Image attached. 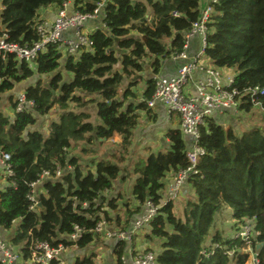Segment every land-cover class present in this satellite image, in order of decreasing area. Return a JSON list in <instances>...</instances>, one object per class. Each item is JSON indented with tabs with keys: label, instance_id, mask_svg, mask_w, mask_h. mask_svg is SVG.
I'll return each instance as SVG.
<instances>
[{
	"label": "trees",
	"instance_id": "obj_1",
	"mask_svg": "<svg viewBox=\"0 0 264 264\" xmlns=\"http://www.w3.org/2000/svg\"><path fill=\"white\" fill-rule=\"evenodd\" d=\"M69 1L0 0V39L33 45L40 39V9L56 6L60 10ZM201 1L73 0L75 11L93 12L100 7L104 26L89 33L92 45L82 46L78 53H64L59 43H50L33 67L14 54L0 55V95L34 80L23 89L34 102L33 108L14 115L0 108V149L11 155L13 169L7 177L9 184L0 190V226H15L10 243L25 257H29L32 241L71 245L68 236L75 226L90 230L103 218L110 225L114 220L123 225L121 216L111 212L116 209V198L104 196L122 173L135 175L132 195L140 204L134 210L127 204L126 211L137 213L147 200L161 203L169 173L191 165L188 142L177 127H169L163 147L141 155L131 170L118 160L128 158L140 111L150 112L147 100L155 91V78L142 75L146 61L151 59L153 72L158 73L164 59L184 51L186 34L200 16ZM211 4L214 11L208 22L205 54L214 66L234 69V85L241 91L264 90V0H216ZM142 83L145 88L140 93ZM257 99L264 104V94ZM9 102L15 109L12 93ZM56 106L62 112L50 121L48 130L36 126L39 117ZM253 106L245 96L240 110ZM90 107H95L99 123L90 120ZM116 136L124 152L113 155L117 162L104 157L93 169L85 170L72 154L79 140ZM199 143L205 152L188 180L195 188V199L188 201L182 216L176 214L172 200L159 206L149 225L147 236L162 240V250L155 252L159 264H248L250 253L242 250L241 239L216 231L208 241L215 214L224 206L232 208L237 222L256 220L259 234L252 247L264 264V126L255 125L239 135L233 127L208 117ZM57 169L62 175L44 182L46 192L39 194L40 205L31 209V184L43 171L55 174ZM106 202L108 209L102 210ZM99 236L86 232L77 246L84 248ZM259 243L262 246L257 249ZM125 249V241L114 246L119 264ZM92 262L85 257L77 264Z\"/></svg>",
	"mask_w": 264,
	"mask_h": 264
},
{
	"label": "built area",
	"instance_id": "obj_2",
	"mask_svg": "<svg viewBox=\"0 0 264 264\" xmlns=\"http://www.w3.org/2000/svg\"><path fill=\"white\" fill-rule=\"evenodd\" d=\"M210 2L201 10L199 18L193 23L192 29L186 34V44L184 51L175 55V58H183L187 60L179 68L178 74L174 77L156 76L155 91L153 96L147 100L149 107L155 105L156 102L162 103L169 114H175L181 122V130L187 137L188 157L191 165L184 170L174 174L173 183L169 185L168 198L165 202L155 204L152 200H147L143 205V213L134 223L133 229L116 230L110 227L106 219L98 221L95 228L87 230L79 226L74 227V232L69 234L71 245L52 246L47 241H32L29 249V257H25L19 248L11 246L0 235V264H63L62 253L69 247H77V241L86 232H95L105 234L108 238L115 237L119 240H132L135 232L141 231L150 225L151 221L156 217L159 206L166 204L168 201L177 197L181 187L189 180V176L196 172L195 166L204 154V148L200 145L201 127L205 124L208 117H214L216 113H222L226 110H234L238 112L243 98L246 96L249 101L257 106L264 115V104L257 99L258 95L264 94V90L259 87H250L244 91L238 89L235 84V73L229 71V68H220L217 66H201L198 67V57L190 59L185 51L189 39L194 34L201 37L200 55L205 54V46L207 42L208 22L213 13L212 2ZM68 2L65 6L58 10L54 21H42L38 24L37 29L40 39L33 45H20L0 39V55L6 58L8 54H14L18 59L25 60L34 66V62L40 52L47 49L48 44L59 43V47L66 51L64 53H76L82 46L92 45L89 34L82 31V27L86 22L97 19L101 16L100 7L93 12H68ZM72 29L75 33L74 38H64V33ZM200 68L206 72L205 78L194 79V70ZM193 81V89L189 90V84ZM34 102L28 100L25 94L19 93L16 100V112H23L26 108H33ZM11 155L6 154L0 149V165L6 172L7 177L13 175V169L9 158ZM71 170L72 166H68ZM63 171L57 169L55 174L49 170H45L39 179L33 182L31 194L28 200L31 202L30 208L36 209L39 205L40 187L47 179L57 178L61 176ZM86 205V204H84ZM105 208L103 207L102 210ZM259 231L255 224L249 223V219L238 224L232 239H241L244 242L243 251L252 255L253 263L260 264L258 253L253 250L252 244L256 240ZM252 249V251H250ZM230 254L233 251H229ZM121 264H159L157 255L154 251H142L133 255L131 261L123 258Z\"/></svg>",
	"mask_w": 264,
	"mask_h": 264
},
{
	"label": "rangeland",
	"instance_id": "obj_3",
	"mask_svg": "<svg viewBox=\"0 0 264 264\" xmlns=\"http://www.w3.org/2000/svg\"><path fill=\"white\" fill-rule=\"evenodd\" d=\"M202 4L203 2L201 3V5ZM204 57L208 58L206 55ZM231 72L235 73L234 69H232ZM33 81H34L33 78L32 79L30 78L29 80L18 84L14 90L1 94L0 95V101H1L0 108L7 114L13 115V111L15 109H12L11 103L9 102V93H12L14 95V100H17L18 94L23 92L25 85ZM61 112L62 110L59 109L57 106L54 107L48 114L39 117L38 123L36 124V126L41 128L43 131H47L50 121L54 118L57 119L58 115ZM90 113H91L90 120L94 123H99L100 121L96 114L95 107H90ZM145 117L146 116H143V117L141 116L140 122L134 133L133 142L129 146V149H128L129 150V154L127 155L128 158L126 159L125 162L118 160L117 156H116V159L113 158V155L115 154H117L118 156L124 154V152L121 149L120 143H119L121 141L119 137H114L110 140H98L94 142H89L88 140H79L77 141L76 145L72 148V154L78 157L79 163L82 169H85V170L93 169L94 163L104 157L111 158V161L113 162H117L118 160V162L121 165L123 166L126 165L131 170L136 160L140 158L141 155H148L151 151L156 152L163 147L162 141L161 139H158V137L161 135L162 136L164 135L165 128H162V127L154 128L153 126H149V123L146 124V122H144ZM223 117H224L223 118L224 124L227 126L233 127L239 135L242 134L247 129L254 127L255 125L260 126V127L264 126V115L260 112L259 108L255 106L251 107L250 110L248 111L240 110V113L238 115L228 113L227 116H223ZM149 121L150 122L152 121L150 125L155 123L153 120H150V118H149ZM141 129L142 131H140ZM3 174H5L4 169L3 167L0 166V189L4 188L2 184L6 181V179L2 177ZM121 175H124V173H122ZM119 178L115 180L116 185L119 184V180H120ZM134 180H135V175L132 172H129L126 175V177H124V181H125V188L123 189L124 192L119 195L120 199L122 200L116 203V209H118L117 211H120L122 213L121 223L123 225H118L116 220H114V222L112 223V226L120 227L121 228L120 230L126 229L132 217L136 214L131 211L130 212L126 211L128 205L130 204L128 203L127 200H130L128 196L131 195V188H132ZM164 182H166V179ZM162 192H165V189H163ZM195 197H196L195 188L193 187L191 183H187L184 186H182L177 197L172 200L175 203L176 214H178L179 216H182L184 209L187 207L188 201L195 199ZM104 208L105 209L108 208L107 202L104 204ZM130 208L133 209L135 207L134 205H132L130 206ZM240 223L241 222H237L233 219L232 208L224 206L221 210H219L215 214L214 221L210 229V234L208 235L209 236L208 241L209 239H211L212 235L216 231H219L222 235L226 237L228 236L233 237L234 232L236 231L238 224ZM249 223L255 224L256 220L249 219ZM14 229H15V226L9 229H5L6 235L4 237L8 243H10V237L14 233ZM145 230H147L148 232L150 230V227L147 226L146 229H143L142 232L136 236L138 237L137 239H139L138 241L147 242V245H146L147 247L145 249L148 248L154 252L161 251L162 250V244H161L162 240L159 239L158 237H148L147 232ZM112 247L113 245L110 242H106L102 237H100L96 239L94 242L84 247L83 248L84 252L79 253L78 255L80 259H83L85 257H91L93 260L91 264H114L111 261V254L109 253V248L111 250ZM80 249H77L76 247L67 248V250L62 253L63 259L65 256L64 253H66L67 261L64 259V263L75 264L72 261L71 263H69L68 261L70 260H68V258L71 257L72 253L80 252ZM250 251H252V249ZM252 263H253V258L251 255L249 258L248 264H252Z\"/></svg>",
	"mask_w": 264,
	"mask_h": 264
},
{
	"label": "crops",
	"instance_id": "obj_4",
	"mask_svg": "<svg viewBox=\"0 0 264 264\" xmlns=\"http://www.w3.org/2000/svg\"><path fill=\"white\" fill-rule=\"evenodd\" d=\"M202 2H203V4L201 5ZM209 2H210V0H202L200 2V10H202ZM67 8H68V12H70V13L75 11V6H74L73 0H70L68 2ZM58 10H59V8L56 7V6H48V7H44L42 9H40V11H39V20H46V21H49V22L54 21L56 16H57ZM102 17L103 16L101 15L97 19L90 20V21L86 22V24H84V26L82 27V31L87 33V34H89L90 32L94 31V29H96L97 27H99V26L103 27L104 24H103V18ZM74 35H75L74 31L72 29H70V30H68V31H66L64 33V38H69V37L74 38ZM200 50H201V37H200L199 34L196 33L189 39L188 45L185 48L187 56L190 59L191 58L194 59V57H198V62H197L198 67H201V66H204V67L214 66L213 63L211 62V60H209L210 58L206 54H203V55L199 56ZM205 55L209 59L205 58L204 57ZM186 61L187 60H185L183 58H175L174 56L169 57V58L164 59L162 61V65L160 67V71L158 73H154L153 69L151 67L152 66V61H151V59H148L146 61V63H145V68H144V72H142V75L144 76V78H156V76H159V75L160 76H164V77H174V76H176L178 74L179 68ZM231 70L232 69H229V71H231ZM193 73H194V79L195 80H196V78H205L206 77V72H204L200 68H196ZM192 84H193V81L190 82V84H189V87H188L189 90L193 89ZM144 88H145V84H143V83L140 84L139 92L141 93ZM149 110H150L149 113L146 110L140 111V119H141V116L142 117L146 116L145 119H144V122H146V124L149 123V126H153L154 128H161L162 127V128H165L164 131H166L169 127H172V128H176L177 127V128L181 129V122H180L179 117L177 115H175V114H169L167 109H166V107L162 103L156 102L154 106L149 107ZM14 113H15V110L13 111V115H14ZM228 113H231V114H234V115H238L240 113V110L238 112H236L234 110H226L225 112H222V113H216L213 118L216 121L223 123V125L226 128H229L231 126L225 125L224 121H223V118H224L223 116H227ZM10 115H12V114H10ZM149 118H150V120H153L155 123L150 125V123H152V121L150 122ZM140 131H142V129ZM116 137H118V136H116ZM163 137H164V135L163 136L161 135V136L158 137V139H161V141H162ZM185 138L187 140L186 136H185ZM4 172H5V170H4ZM2 177L6 179V181L2 184L3 187L5 188L6 185L9 184L8 180H7L6 172H5V174L2 175ZM124 177H125L124 175H120L119 184L118 185L115 184V187L112 190L106 191L104 193V196H106L108 199L116 198L117 199L116 203L120 202L122 199H120L119 195L124 192L123 189L125 188ZM173 178H174V174L172 172L169 173L167 175V177L165 178L166 179V182H164L165 183V187H164L165 192H162L161 203L165 202L167 200V198H168V189H169V185L171 183H173ZM165 179H164V181H165ZM187 183H190V182L187 181L185 184H187ZM43 184L44 183H42L40 185V187L37 188L39 192L41 191V193L46 192ZM185 184H183V186ZM4 188H2V189H4ZM128 197L130 198V200H127V201H128V203L131 204V205L129 204V206H132V205L136 206V205L140 204L137 201V199L132 195V188H131V195H129ZM117 210L118 209H115V210L112 209L111 210L112 215H120L121 216L122 213L120 211H117ZM143 210H144L143 209V205H140V210L132 217V219H131V221H130V223L127 226L126 229H128V230H132L133 229L134 223L141 216V214L143 213ZM110 227L113 228V229H116V230H120L121 229L120 227L112 226V225ZM144 229H146V228H144ZM145 231L147 232V230H145ZM141 232H142V230L135 232L133 234V236H132V240L131 241L119 240V239H117L115 237L108 238L105 234H103V233L101 234L100 237H102L106 242H110L113 245L111 250L109 248V253L111 254L112 263L119 264V261L117 259V255L114 252V246L117 244L118 241H125V243H126V249H125L124 254L122 255V260L124 258L125 260H127L129 262V261H131L133 255H135L136 253L145 251V248L147 247L146 246L147 242H145V241L139 242L138 241L139 239H137L138 237H136ZM0 235L5 239L4 236L6 235V232H5V229L2 228L1 226H0ZM228 237H230V236H228ZM11 246H13V245L11 244ZM13 247L19 248L17 246H13ZM76 248L80 249L78 246ZM83 252H84V249L82 248V249H80V252L72 253L71 257L68 258V260H70L68 262L71 263V261H72L75 264H77V261L81 260L78 254L79 253H83ZM64 254H65L64 259L67 261L66 253H64ZM64 259H63V264H66V263H64Z\"/></svg>",
	"mask_w": 264,
	"mask_h": 264
},
{
	"label": "water",
	"instance_id": "obj_5",
	"mask_svg": "<svg viewBox=\"0 0 264 264\" xmlns=\"http://www.w3.org/2000/svg\"><path fill=\"white\" fill-rule=\"evenodd\" d=\"M39 205H40V203H39ZM261 246H262V244L259 243V244L257 245V248L259 249Z\"/></svg>",
	"mask_w": 264,
	"mask_h": 264
},
{
	"label": "bare ground",
	"instance_id": "obj_6",
	"mask_svg": "<svg viewBox=\"0 0 264 264\" xmlns=\"http://www.w3.org/2000/svg\"><path fill=\"white\" fill-rule=\"evenodd\" d=\"M42 21H46V20H41V22H42ZM64 52H66V51H64ZM78 52H79V50H78L76 53H78Z\"/></svg>",
	"mask_w": 264,
	"mask_h": 264
}]
</instances>
